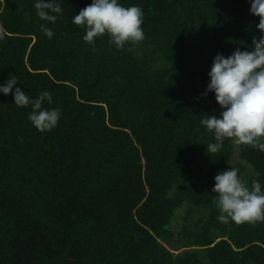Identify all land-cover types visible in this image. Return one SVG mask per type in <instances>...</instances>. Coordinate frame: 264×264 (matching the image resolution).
<instances>
[{"label":"trees","instance_id":"obj_1","mask_svg":"<svg viewBox=\"0 0 264 264\" xmlns=\"http://www.w3.org/2000/svg\"><path fill=\"white\" fill-rule=\"evenodd\" d=\"M34 2L0 0V83L62 115L40 132L0 94V264H264V222H219L212 192L231 166L264 189V152L208 153L200 123L220 113L203 95L216 55L260 36L248 0H120L144 13L124 50L82 39L92 0H63L51 39Z\"/></svg>","mask_w":264,"mask_h":264},{"label":"clouds","instance_id":"obj_2","mask_svg":"<svg viewBox=\"0 0 264 264\" xmlns=\"http://www.w3.org/2000/svg\"><path fill=\"white\" fill-rule=\"evenodd\" d=\"M63 0H35V14L42 23L39 30L51 39L54 32L48 24L56 23L63 15ZM250 14L259 17L256 25L259 38L253 37L250 50L237 48L230 56L217 54L208 76L210 82L203 94L214 93L220 107L219 116L207 115L200 123L214 134V141L208 143V153H218L225 139L235 145H250L264 152V0H248ZM144 13L141 7H125L120 0H92L72 16V23L83 26L82 39L95 45L97 38L107 36L108 44L116 50L126 45H136L145 39L142 28ZM130 50V49H129ZM18 80L11 75L0 83V94L13 96L18 107L31 106L27 118L40 132L50 131L58 125L62 111L59 108H45L52 104V96L45 90L36 98H30L21 88L15 87ZM212 192L216 193L217 220L228 224L264 222V189L259 180H252L251 186L239 175V169L232 167L214 177Z\"/></svg>","mask_w":264,"mask_h":264},{"label":"rangeland","instance_id":"obj_3","mask_svg":"<svg viewBox=\"0 0 264 264\" xmlns=\"http://www.w3.org/2000/svg\"><path fill=\"white\" fill-rule=\"evenodd\" d=\"M170 248L172 249V251H173V252H175V253H178V251H176V250H178V248H177V246H176V245H175V246H173V247L171 246Z\"/></svg>","mask_w":264,"mask_h":264}]
</instances>
